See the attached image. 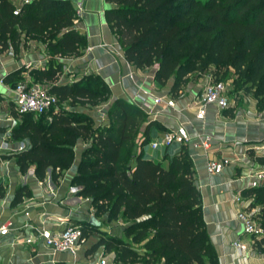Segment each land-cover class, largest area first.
Here are the masks:
<instances>
[{"label": "trees", "instance_id": "16d2710c", "mask_svg": "<svg viewBox=\"0 0 264 264\" xmlns=\"http://www.w3.org/2000/svg\"><path fill=\"white\" fill-rule=\"evenodd\" d=\"M113 5L104 17L122 48L123 58L137 70L157 69L154 82L176 97L189 72L211 69L218 81L222 70L231 71V85L243 96L251 95L258 110L264 109V0H104ZM0 0V52L17 51L21 37L45 44L59 58L79 55L84 37L73 27L74 10L65 0H31L17 7ZM36 83L58 99L56 112L22 115L10 131V139L26 141L27 148L14 155L20 173L32 169L38 181L49 170L56 183L72 164L78 139L89 141L83 149L71 184L77 196L91 201L96 216L122 220L130 243H141V264H217L201 218L200 194L185 149L160 163L145 158L148 131L155 124L139 109L115 100L107 110L108 125L93 128L89 117L71 111L93 108L109 98V91L96 76L70 85H57L58 67L31 72ZM18 76L4 78L10 83ZM64 104L68 108H62ZM35 118V119H32ZM264 169V154L252 156ZM166 162V167L162 165ZM15 193L12 205L20 202ZM243 197L257 208L253 215L264 232V184L247 188ZM81 229V228H80ZM93 232L82 228L81 239ZM130 243L98 239L90 253L102 247L116 248L115 262L132 264L138 256ZM252 248L264 254V234Z\"/></svg>", "mask_w": 264, "mask_h": 264}, {"label": "crops", "instance_id": "0c3cea01", "mask_svg": "<svg viewBox=\"0 0 264 264\" xmlns=\"http://www.w3.org/2000/svg\"><path fill=\"white\" fill-rule=\"evenodd\" d=\"M65 1L71 4L73 10L77 4H81V17L73 27L84 37V44L74 58L55 57L62 74L59 82L57 77L56 84L70 85L86 76L98 77L109 91L108 108L113 101L122 100L142 111L147 121L154 122L155 125L148 131V143L167 131L183 127L189 137L188 142L153 151L146 145L142 149L143 156L160 163L164 153L173 156L178 154L180 148L185 149L194 171L195 186L200 194L201 218L216 263L264 264V254L251 245L243 254H238L230 246L235 240L248 243L241 233L237 214L245 211L251 203L250 199L243 197V191L255 183V174L264 171L252 158L264 154V109L258 110L255 100L240 95L242 99L236 107L230 106V102L225 110L207 106L203 119L197 120L196 93L211 82V69L197 74L194 82L186 83L176 97H171L169 90L173 79L163 87L158 86L153 80L156 66L137 70L125 62L122 48L104 17L105 11L113 8V5L104 0ZM12 4L17 8L22 0H12ZM23 43L26 47H23ZM47 50L45 44L21 37L15 53L11 50L0 52V79L3 82L0 86V222L8 220L11 223L9 233L0 237V264H99L101 261L112 264L105 259H97L95 254L100 248L91 253L90 249L87 251L89 245L98 241L93 237L98 235L95 231L100 223L90 216L93 213L90 199L77 196L79 187L71 184L80 155L89 141L78 139L75 142L72 164L55 184L50 179L49 170L40 182L32 169L22 174L15 165L13 156L19 153L20 145L23 150L27 148V142L10 139V131L18 122H15L12 89L3 80L7 75L18 72V76L25 77L24 83L44 86V83L35 82L31 72L47 66ZM154 98L172 101V106H156ZM5 99L8 100L6 106L2 101ZM61 107L65 108V105ZM83 109L74 107L71 111L84 114ZM197 135L210 138L207 151L199 146ZM207 160H225L226 163L218 174L209 176L205 172ZM162 165L166 167V162ZM18 190H23L21 200L12 205ZM254 210L255 213L258 211L256 208L251 211ZM103 217L106 221V214ZM91 218L98 226L90 223ZM82 224L95 229L81 240L86 244H78L73 256L53 252L37 238L38 230L59 232L66 226ZM110 232L106 233L120 238L122 229L114 228L113 233ZM27 238L32 241L23 243Z\"/></svg>", "mask_w": 264, "mask_h": 264}, {"label": "built area", "instance_id": "2783aa9c", "mask_svg": "<svg viewBox=\"0 0 264 264\" xmlns=\"http://www.w3.org/2000/svg\"><path fill=\"white\" fill-rule=\"evenodd\" d=\"M30 0H22V4H27ZM18 12L17 8L14 9L13 15ZM82 13L81 4H77L74 9V22L76 24L80 19ZM25 68H29L26 66ZM3 85L0 79V86ZM13 93V105L14 112L17 116L30 114L32 116H39L49 111L56 112L58 109V99L55 95L50 94L46 87L40 85H28L27 83H21L14 86ZM153 102L156 106H172V101H164L159 98H154ZM215 106L218 110H225L229 107L228 94L224 85L220 81H211L208 83L202 91V94L195 101L196 113L195 118L202 120L204 117V110L207 106ZM199 146L202 150L207 151L210 147V138L204 135H197ZM189 141V137L183 127H177L174 130L163 133L158 139L147 144L149 150L153 151L157 148H167L172 144L182 145ZM23 150L22 145L18 147V151ZM226 161L221 162L207 160L205 163V172L209 176L218 174L224 167ZM264 173L255 174V183L251 184V187L263 184ZM237 220L241 225V233L247 238L250 244L244 243L240 240H235L230 244L231 248L238 254H243L250 248L254 241L259 240L264 232L259 227L258 223L252 218V215L247 211H242L237 214ZM11 223L6 220L0 222V237H4L9 233ZM37 238L41 241L44 247L56 252L67 253L74 255L76 248L81 239V229L79 226H66L59 232H51L48 230H38ZM32 239L27 238L23 240V243L28 244ZM99 264H104L101 261Z\"/></svg>", "mask_w": 264, "mask_h": 264}, {"label": "rangeland", "instance_id": "374dc122", "mask_svg": "<svg viewBox=\"0 0 264 264\" xmlns=\"http://www.w3.org/2000/svg\"><path fill=\"white\" fill-rule=\"evenodd\" d=\"M23 47H26L25 43H23ZM46 52H47V58H48V61L46 60L47 64L52 66V67H55V66L58 67L57 77H58V82H59L62 74H61V68L57 65V63H56L57 61L55 60L56 55L53 54L50 50H47ZM220 76L221 77L218 79V81H220L225 87V90H226V92L228 94V99H229V102H230V106L236 107L238 102H241L242 98H241L240 95H242V94H241V91L237 90L236 88H234L231 85V71L230 70H225V71L222 70L221 73H220ZM197 77H198L197 73L189 72L188 76L186 77V83L188 84L190 82H194ZM24 78L25 77L23 75H19V76L15 77L14 80L7 85V87L13 89L14 86H16L17 84L23 83ZM211 81H213V80H211ZM43 87H48V84H44ZM202 91H203V88H200L197 91L196 96L198 98L201 96ZM244 97L246 99H248V100H254L251 95H247V96H244ZM2 101H3L4 106H6L7 103H8V100L5 99V100H2ZM107 101L102 102V103H100L99 105H97L96 107H93V108H85V110L83 109L84 110L83 111L84 114L83 113H79V114H82L84 116L89 117L91 122H92V124H93V128H101L103 126H106L109 123L108 119H107V110H108V102ZM65 107L68 108L66 105H65ZM76 113H78V112H76ZM15 117H16V121L15 122H20L22 120L21 116H17L16 115ZM32 119H35V118H32ZM147 153H149V152H147ZM262 172L264 173V171H262ZM256 210H258V209L256 208ZM245 211H247V210H245ZM249 213L252 215V218H253V215L255 214V210L254 211H249ZM90 216L96 222L100 223V226L98 228H96V231H95L96 234H98V235L93 237L94 238L93 240L101 239V240H103L105 242V241H107V238H111V239L122 240L124 242L130 243V237H125L124 236V232H123V230L127 227V224L122 222L120 219L117 222H115V223L114 222L112 223L111 221H108V220L105 221L103 215L96 216L94 210H93V213ZM253 220L255 222H257L254 218H253ZM79 227L81 229L82 228H86V229L89 228V226L87 224H82ZM114 228L115 229H117V228L122 229V232L120 233V238L113 237L112 235L110 236V235H108L106 233V232H110V231H111L110 234L113 233ZM94 229H93V232H94ZM84 244H86L85 241H80L79 242V246L80 245H84ZM94 244L89 245L87 251L89 249H91ZM248 244H250L249 241H248ZM130 246H131V250L133 252H135V254L138 256V259L134 260L132 264H141V262L143 260L142 255H143V252H144L143 249L141 248V243H130ZM95 255H96L97 259L100 260V261L105 259L106 261L111 262L112 264H118L114 260L115 256L117 255L116 248L112 249L109 253H106L102 249V247H100V249L97 250Z\"/></svg>", "mask_w": 264, "mask_h": 264}, {"label": "water", "instance_id": "95a60500", "mask_svg": "<svg viewBox=\"0 0 264 264\" xmlns=\"http://www.w3.org/2000/svg\"><path fill=\"white\" fill-rule=\"evenodd\" d=\"M47 172H48V170H47ZM90 223L93 224L94 226H98V224L95 223L94 220H93L92 218H91V220H90Z\"/></svg>", "mask_w": 264, "mask_h": 264}]
</instances>
